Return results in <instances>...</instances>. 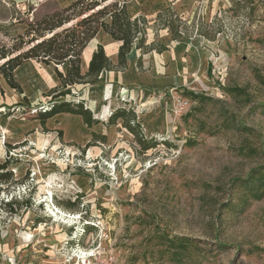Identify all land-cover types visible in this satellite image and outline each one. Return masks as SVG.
Instances as JSON below:
<instances>
[{
	"label": "rangeland",
	"instance_id": "obj_1",
	"mask_svg": "<svg viewBox=\"0 0 264 264\" xmlns=\"http://www.w3.org/2000/svg\"><path fill=\"white\" fill-rule=\"evenodd\" d=\"M110 2L145 18L147 44L167 48L144 54L152 59L138 71L155 61L174 84L145 97L127 88L124 103L98 79L53 99L65 92L53 64L16 68L22 94L0 74V164L11 172L0 183V264H264V0ZM60 4L0 0V50L26 43L28 25ZM167 9L184 23L178 40L156 23ZM104 38L100 30L84 54ZM179 98L187 106L175 115ZM50 102L82 103L101 121L88 143L40 124ZM121 107L135 135L108 122Z\"/></svg>",
	"mask_w": 264,
	"mask_h": 264
},
{
	"label": "trees",
	"instance_id": "obj_2",
	"mask_svg": "<svg viewBox=\"0 0 264 264\" xmlns=\"http://www.w3.org/2000/svg\"><path fill=\"white\" fill-rule=\"evenodd\" d=\"M162 13H168V15L165 18H161ZM65 15L68 16L65 17ZM104 17L110 19L109 23L102 20ZM78 18L80 19L74 24L64 27ZM177 18V14L170 9L162 10L156 15V23L162 29L170 32L172 40H178L183 33L178 30L179 27L177 25V23L183 22H177L180 21ZM100 30L110 36L118 45L117 64H112L106 56L103 47L98 44L90 57L87 72L82 74L80 71V56ZM146 30V19L143 17L132 19L128 14L125 3L119 4L110 2V0H75L68 7L61 9L60 13L45 17L33 25L29 24L26 36L32 35V37L26 43H23V39L20 37L18 38L20 39L19 43L13 44L10 48H2L0 50V62H3L0 65V74L10 88L22 94L21 86L14 80L13 72L16 68L29 60L40 62L44 65L53 64L61 84L60 88L62 90L65 89V92H55L52 98L63 97L69 94V90L66 88L82 84H95L102 71L125 70L126 56L132 49L140 52V57L137 60L138 68L141 67L142 55L152 51L158 53L167 51V48L161 44L158 46L153 43L147 44ZM27 45L29 47L22 51L24 46ZM58 67L64 68V71L56 70ZM190 95L194 96L193 94ZM60 113L79 115L87 128H92L99 123L96 118L92 117L90 110L82 107V103L50 102L49 109L43 111L38 118L40 124L42 126L45 125L47 119ZM118 119H122V126L132 135H135L133 127L124 119V110L122 108L111 115L108 122L114 124ZM134 120L135 116L132 117L131 122L133 123ZM135 127L139 128V124L136 123ZM136 136H140L139 133ZM136 141L143 150L148 149L149 146L141 136ZM9 166V161L0 164V183L11 179V172L8 171ZM21 205L28 207L29 202L25 201ZM5 206H8L9 211H12L10 207H19L20 204L14 201L6 203Z\"/></svg>",
	"mask_w": 264,
	"mask_h": 264
},
{
	"label": "crops",
	"instance_id": "obj_3",
	"mask_svg": "<svg viewBox=\"0 0 264 264\" xmlns=\"http://www.w3.org/2000/svg\"><path fill=\"white\" fill-rule=\"evenodd\" d=\"M65 1L66 0H61L60 8L68 7L75 0H69L66 2ZM103 35L105 37L104 43L98 42V44L103 47L106 56L110 59L112 64L116 65L118 45L110 38V36H108L104 32H103ZM114 43L116 47L112 49L111 54H108L106 47L109 44H113L114 46ZM84 53H82L80 56V71L82 74H85L87 72L88 63L92 55V52H91L89 60L84 63L83 62ZM149 55L148 56L142 55L141 66L143 69L147 66V63H149L150 61L149 58L152 59ZM139 57H140V54L138 52H135V49H132L131 52L126 56V69L125 70L123 71H102L100 76L98 77L99 81L106 79V84L107 82L114 83V91L116 87H118V89H123V90L127 88L137 89L135 91L136 94L142 97L149 96V94L151 93V89H159V88L174 84V79L171 77L160 78L157 76L158 63H155V61H152L153 67L151 69V72H149L148 74H144V75L141 72H139L137 68V60ZM80 86L90 87L88 84L80 85ZM97 120L101 122L98 118ZM51 121L54 122L53 123L54 125L57 124V126L60 127L59 129H61L64 132L63 133L64 138L67 143H75L77 145L88 143L90 138L92 137V133H95L94 132L95 130L93 129H95L97 126L100 125V124H97L93 126L92 128H87L83 124L82 118L79 115H71V114H66V113H60V114L54 115L53 117L49 118L48 121H46V125L47 123L49 124V122Z\"/></svg>",
	"mask_w": 264,
	"mask_h": 264
},
{
	"label": "built area",
	"instance_id": "obj_4",
	"mask_svg": "<svg viewBox=\"0 0 264 264\" xmlns=\"http://www.w3.org/2000/svg\"><path fill=\"white\" fill-rule=\"evenodd\" d=\"M122 91H124L123 89H120V92H119V94L121 95V98H120V100H122V102H124L123 101V98H124V96H122ZM125 99V98H124ZM125 103V102H124ZM187 106V103L185 102V101H183V100H181L180 98L179 99H177L175 102H174V105H173V107H174V114L175 115H179L184 109H185V107ZM122 108V107H121ZM87 109V108H86ZM112 114H109V116H108V118L111 116Z\"/></svg>",
	"mask_w": 264,
	"mask_h": 264
},
{
	"label": "bare ground",
	"instance_id": "obj_5",
	"mask_svg": "<svg viewBox=\"0 0 264 264\" xmlns=\"http://www.w3.org/2000/svg\"><path fill=\"white\" fill-rule=\"evenodd\" d=\"M89 57H90V53H86V54H84V55H83V62H84V63L87 62V61L89 60ZM0 130H1V132H3V134L5 135V131L3 130V128H0ZM81 256H82V257H86L85 254H84V256H83V252L81 253ZM87 256H88V255H87ZM76 260H77V258H76Z\"/></svg>",
	"mask_w": 264,
	"mask_h": 264
}]
</instances>
